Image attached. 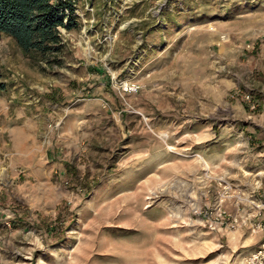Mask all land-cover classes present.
<instances>
[{"label": "rangeland", "instance_id": "rangeland-1", "mask_svg": "<svg viewBox=\"0 0 264 264\" xmlns=\"http://www.w3.org/2000/svg\"><path fill=\"white\" fill-rule=\"evenodd\" d=\"M76 15L57 61L0 35V264H246L195 210L223 175L264 197V0Z\"/></svg>", "mask_w": 264, "mask_h": 264}, {"label": "trees", "instance_id": "trees-1", "mask_svg": "<svg viewBox=\"0 0 264 264\" xmlns=\"http://www.w3.org/2000/svg\"><path fill=\"white\" fill-rule=\"evenodd\" d=\"M77 0H0V35L10 36L28 56L48 60L63 48L60 28L78 26ZM7 83L0 70V93Z\"/></svg>", "mask_w": 264, "mask_h": 264}, {"label": "built area", "instance_id": "built-area-1", "mask_svg": "<svg viewBox=\"0 0 264 264\" xmlns=\"http://www.w3.org/2000/svg\"><path fill=\"white\" fill-rule=\"evenodd\" d=\"M219 180L220 187L214 198L203 207L196 208L198 216L213 230L247 229L251 234H264V200L245 191L236 190L224 175L220 176ZM231 204L233 209H229ZM244 261L246 264H264V240L244 258Z\"/></svg>", "mask_w": 264, "mask_h": 264}, {"label": "crops", "instance_id": "crops-1", "mask_svg": "<svg viewBox=\"0 0 264 264\" xmlns=\"http://www.w3.org/2000/svg\"><path fill=\"white\" fill-rule=\"evenodd\" d=\"M256 190H257V189H256ZM254 196H255L256 198L264 199V197L262 198L260 194L255 195V193H254ZM257 235H258V234L254 235L255 237L252 238L251 241L254 240V241H252V242H254V244H256L257 247H259L260 243H261L264 239L258 241V239H255ZM255 241H256V242H255ZM257 247H256V248H257ZM256 248H255V249H256ZM253 250H254V249H253ZM248 253L250 254V252H248ZM248 253H247V254H248ZM242 264H244V263H242Z\"/></svg>", "mask_w": 264, "mask_h": 264}]
</instances>
